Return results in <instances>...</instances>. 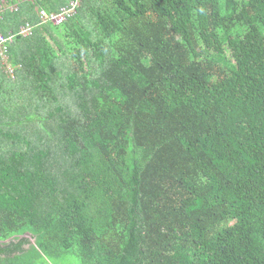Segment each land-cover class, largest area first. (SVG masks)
I'll return each instance as SVG.
<instances>
[{"label": "trees", "instance_id": "obj_1", "mask_svg": "<svg viewBox=\"0 0 264 264\" xmlns=\"http://www.w3.org/2000/svg\"><path fill=\"white\" fill-rule=\"evenodd\" d=\"M70 1L0 0V264H264V0Z\"/></svg>", "mask_w": 264, "mask_h": 264}, {"label": "built area", "instance_id": "obj_2", "mask_svg": "<svg viewBox=\"0 0 264 264\" xmlns=\"http://www.w3.org/2000/svg\"><path fill=\"white\" fill-rule=\"evenodd\" d=\"M22 1L34 3L36 0H22ZM77 3H78V0H71L69 2V4L67 6L62 7L59 10V12H52L49 14H47V12L44 11L43 9L39 8V9H37V16H38L39 20L43 23L50 22L54 25H60L63 22H65L68 18H70L72 15L75 14V10L77 8ZM9 9L11 11H17L18 6L11 5V6H9ZM30 30H31V26L26 24L24 27H22L19 30V34L26 36V35L30 34ZM24 34H26V35H24ZM11 39H12V36L5 38L2 35H0V58L1 59L5 58L6 61L8 58L7 57V54H8V44L7 43H9ZM10 73L12 74V70Z\"/></svg>", "mask_w": 264, "mask_h": 264}, {"label": "rangeland", "instance_id": "obj_3", "mask_svg": "<svg viewBox=\"0 0 264 264\" xmlns=\"http://www.w3.org/2000/svg\"><path fill=\"white\" fill-rule=\"evenodd\" d=\"M29 33V32H28ZM27 33V34H28ZM24 35H26V34H24ZM0 62L2 63V65H1V63H0V70L3 72V73H5L7 76H9L10 78H15V72L13 71V69L11 68V66H10V64L5 60V58L4 59H1L0 60ZM11 70H12V74L10 73L11 72ZM25 238H27L28 239V241L30 242V243H32V239L28 236V235H26L25 236ZM26 248H27V246H25ZM50 262H55V261H50Z\"/></svg>", "mask_w": 264, "mask_h": 264}]
</instances>
